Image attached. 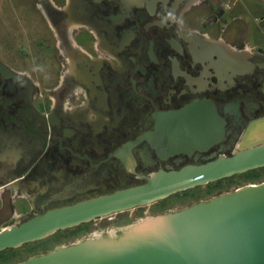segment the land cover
Instances as JSON below:
<instances>
[{"label":"flooded vegetation","instance_id":"obj_1","mask_svg":"<svg viewBox=\"0 0 264 264\" xmlns=\"http://www.w3.org/2000/svg\"><path fill=\"white\" fill-rule=\"evenodd\" d=\"M38 3L52 33L49 66L38 73L24 56L12 65L0 55L9 68L0 66V225L144 183L160 169L230 155L246 131L264 121V0ZM207 102L224 119L220 139L205 141L202 150L171 149L162 135L165 117ZM261 168L42 240L90 227L72 241L148 211L188 206L263 180L264 174L245 176ZM101 217L110 224L94 226Z\"/></svg>","mask_w":264,"mask_h":264},{"label":"water","instance_id":"obj_2","mask_svg":"<svg viewBox=\"0 0 264 264\" xmlns=\"http://www.w3.org/2000/svg\"><path fill=\"white\" fill-rule=\"evenodd\" d=\"M0 65L9 70L2 61ZM224 123L213 104L197 103L188 111L168 114L162 135L174 151L202 150L205 141L209 145L220 139ZM241 143L230 155L179 169H160L144 183L7 221L0 225V251L185 188L263 167L264 138ZM13 264H264V180L57 244Z\"/></svg>","mask_w":264,"mask_h":264},{"label":"rangeland","instance_id":"obj_3","mask_svg":"<svg viewBox=\"0 0 264 264\" xmlns=\"http://www.w3.org/2000/svg\"><path fill=\"white\" fill-rule=\"evenodd\" d=\"M33 1L39 6V0H0V55L4 61L12 65L16 63L15 60L23 59L24 56L27 61L31 63L32 68L39 73L40 68L45 69L46 66H49L47 65L48 60H45V51L52 43V33L40 13L33 5ZM21 61L22 60H19V62ZM257 138L261 139L264 137L256 136L255 138H252V136H250L249 140H243V143L241 144H247L255 141ZM261 171H264V167L261 168ZM172 199L173 197L167 199V201L170 202ZM149 212L150 211L146 213L147 216L151 214ZM142 214V216H145V213ZM116 215L120 214L115 212L112 217H115ZM106 216L107 215L104 217ZM119 224L120 223H117L116 227L108 226L105 227V229H97L89 232L87 235L90 236L104 233L113 228H117V226L119 227ZM36 243L37 241L23 244L18 247L19 253L22 254L25 252L23 255L25 258L30 256L29 251L34 250L33 248L35 247H39V244ZM31 244L35 246L28 248ZM11 249L12 248H8L0 251L1 264L4 263L6 258L14 255L15 251H12Z\"/></svg>","mask_w":264,"mask_h":264},{"label":"trees","instance_id":"obj_4","mask_svg":"<svg viewBox=\"0 0 264 264\" xmlns=\"http://www.w3.org/2000/svg\"><path fill=\"white\" fill-rule=\"evenodd\" d=\"M263 174H264V171L255 170V172L246 173L245 176L248 179H257L260 176H262ZM131 220H129V221H131ZM110 221L111 220L104 219V217L103 218L101 217V218L97 219L96 221H93L92 224L95 223L94 226H96V225L107 226V225L110 224ZM89 228H90L89 226L83 225V226H80L79 230L77 228H75V229H66V230H63V231H58L57 233H55L54 235H52L51 237H49V238H47L45 240L37 241L36 244H39V247H35V248H33L34 250H31V251L28 250L29 251V255L35 254L37 252H41V251H46V250L52 249L57 244L69 241L73 236L85 233V231H87ZM33 244L29 245L28 248H30L32 246H35ZM11 250L15 251V253H14L15 256L12 255V256L6 258L3 264H13V263H15L17 261L24 260V259L27 258V257L25 258L23 256L25 252H23L21 254V253H19V249H13L12 248ZM1 263L2 262H0V264Z\"/></svg>","mask_w":264,"mask_h":264},{"label":"bare ground","instance_id":"obj_5","mask_svg":"<svg viewBox=\"0 0 264 264\" xmlns=\"http://www.w3.org/2000/svg\"><path fill=\"white\" fill-rule=\"evenodd\" d=\"M1 68H2V66H1ZM249 136H252V137L263 136L264 137V121L261 123L255 124V126L251 129V131L247 132L244 140H249Z\"/></svg>","mask_w":264,"mask_h":264}]
</instances>
